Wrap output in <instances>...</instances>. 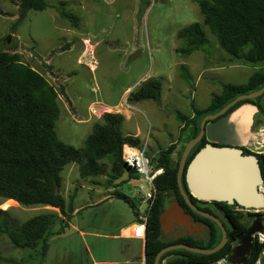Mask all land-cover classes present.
Returning <instances> with one entry per match:
<instances>
[{
    "label": "rangeland",
    "instance_id": "rangeland-1",
    "mask_svg": "<svg viewBox=\"0 0 264 264\" xmlns=\"http://www.w3.org/2000/svg\"><path fill=\"white\" fill-rule=\"evenodd\" d=\"M46 1L49 7L28 11L22 23L13 29L17 4L0 0V41L10 35L2 49L15 50L23 63L38 71L55 88L60 114L54 130L59 140L75 148L83 147L93 124L100 122L103 113H121L125 118L121 132L123 135L138 132L142 139L140 147H145L151 159L153 153L178 143V113L189 117L192 106L206 108L210 103L209 93L222 90L219 83L242 85L248 80L250 69L203 70L208 68L203 66V60L208 66L212 56L218 62L237 61L218 47L216 38L203 23L198 0ZM58 2H65L62 8L76 17V25L60 17L52 7ZM192 23H199L208 39L205 46L208 57L201 51L188 56L175 52L184 46L177 37L179 30ZM182 65L189 73L187 79L182 77ZM148 79L161 83L159 100L128 103L129 95ZM102 162L109 167L106 160ZM132 182L143 185L144 191L148 189L143 176H134L117 187H107L105 175L82 179L76 164L67 165L61 173L60 192L66 203L69 195L74 194L73 207H86L72 220L60 219L59 211L48 206H20L11 200L2 202L0 197V210L7 211L17 224L43 213L58 215L47 239L50 248L45 256L40 254L41 245L36 249H17L0 234V264H90L87 245L95 249L96 257L118 260L116 264H124L135 256L127 264H144L143 258L140 260L144 242L140 253L135 250L121 254L123 247L118 241L103 236L81 237L72 226L112 235L135 224L131 207L123 200L91 205L101 194L113 189L137 208L142 194L136 195L138 188ZM127 235L125 231L123 236ZM128 243L138 245L137 240Z\"/></svg>",
    "mask_w": 264,
    "mask_h": 264
},
{
    "label": "trees",
    "instance_id": "trees-1",
    "mask_svg": "<svg viewBox=\"0 0 264 264\" xmlns=\"http://www.w3.org/2000/svg\"><path fill=\"white\" fill-rule=\"evenodd\" d=\"M12 1L17 4V18L13 29L22 23L28 11H42L50 6L46 0ZM197 2L203 23L216 38L218 47L234 60L248 66H257L259 69L242 85L224 84L219 94L211 96L206 108L196 109L192 106V114L189 117L178 113L177 118L180 121L178 143L170 144L150 159L154 168L162 169V174L154 180L156 197L147 221L144 264H153L156 254L172 244L165 241L162 236L159 216L165 208L166 199L173 198L184 203L176 182L183 145L198 134L199 123L205 115L216 113L235 97L256 91L264 85V0ZM63 5L65 2H58L52 7L60 17L76 25V17L66 13ZM10 37L7 35L0 41V197L3 200L14 201L20 206L52 207L59 211L62 216L60 219H70L74 211V194L69 195V201L66 203L60 192L61 173L64 168L74 163L82 179L105 175L107 187H117L124 182L115 185L114 180L128 168L122 159V147L125 144L139 147L140 140L122 134L123 116L120 113L107 112L102 114L100 122L93 124L82 148H75L59 140L54 130V124L60 114L58 93L38 71L23 63L15 50L2 49L7 46L6 42H9ZM177 37L184 42L183 47L175 50L177 54L188 56L201 51L209 56L205 49L208 39L199 23L182 28ZM180 69L184 79L190 77L185 66L182 65ZM160 93L161 83L156 79H148L139 84L129 95L127 102L157 101ZM241 103L243 101L235 106ZM206 142L203 138L193 147L186 164ZM258 157L264 181V152ZM103 160L109 163V167L102 162ZM129 173L130 178L135 176L132 171ZM183 186L185 188L184 183ZM114 195L128 203L134 211L135 206L126 196L120 193ZM188 196L191 200L194 199ZM56 218L57 214L48 212L17 224L11 219L10 214L2 209L0 234L5 235L9 243L17 249H36L41 245L40 254L45 256L49 249L47 239ZM233 242L230 237L220 251L209 257L226 258L231 252ZM175 243L195 246V242L190 238ZM262 252L264 242L256 241L247 264H254ZM184 253L196 256L187 251ZM163 258L164 256L161 259Z\"/></svg>",
    "mask_w": 264,
    "mask_h": 264
},
{
    "label": "water",
    "instance_id": "water-1",
    "mask_svg": "<svg viewBox=\"0 0 264 264\" xmlns=\"http://www.w3.org/2000/svg\"><path fill=\"white\" fill-rule=\"evenodd\" d=\"M264 95V85L256 91L241 94L214 114L205 115L199 123L198 134L183 145L176 172V182L180 195L192 211L209 217L199 211L189 199L212 200L237 206L255 212L264 210V193L261 187L264 183L259 166V159L253 153H245L238 145H216L207 141L191 160L186 164L187 158L195 145H197L207 134V123L215 121L213 136L219 139H228L231 125L237 117V111L228 114V110L238 102L252 100ZM228 134V135H227ZM258 148V147H257ZM249 149V148H248ZM131 169L127 168L123 174L114 180L118 185L130 180ZM185 185V188L183 186ZM179 206L172 202L169 207L159 216L160 229L163 231L179 227V222L189 224L186 217L178 213ZM173 218V219H171ZM179 218V220H177ZM181 218V219H180ZM210 218V217H209ZM173 221H175L174 224ZM177 221V223H176ZM264 218H256L252 225L242 234L236 237V244L232 247L230 254L223 259L228 264H247L248 258L253 251L254 234H262ZM222 230L219 243L210 249L195 248L186 244H173L162 248L155 256L153 264H160L162 256L174 250H184L194 254L211 255L220 251L227 240L226 231L218 223ZM145 242V238H144ZM144 252V250H143ZM167 264H215L190 262L186 258H178L168 261Z\"/></svg>",
    "mask_w": 264,
    "mask_h": 264
},
{
    "label": "flooded vegetation",
    "instance_id": "flooded-vegetation-1",
    "mask_svg": "<svg viewBox=\"0 0 264 264\" xmlns=\"http://www.w3.org/2000/svg\"><path fill=\"white\" fill-rule=\"evenodd\" d=\"M204 138L206 139V141H208L206 137ZM212 143L219 146L229 145L228 143L221 141H212ZM242 149L244 150L245 153L246 152L253 153L257 157L260 154V152L255 153L253 152L254 150H249L245 147H242ZM189 199L192 202V204L196 207V209L207 214L210 218L192 211L191 208L185 203L184 199H183L184 203H180L179 201L173 198L166 199L165 208L163 211H165L172 202H176L180 210L178 215L179 214L183 215V217H186L187 220L190 222L189 224H187L181 220L179 222L180 224L179 227L168 229L167 226L163 231L161 230L164 240L172 243L171 245L176 244L175 242L181 241L183 239L190 238L192 241L195 242L194 244L195 246L192 247L203 248V249L213 248L219 243L222 235L221 227L218 224L219 222L226 231V235H227L226 243L231 237L234 240L233 242L234 245V243L236 244V237L244 233L252 225V222L256 218L258 219L264 218V210L258 211L255 214L254 211L245 210L237 206L236 204L228 205L226 203L212 201V200H198L195 198L192 200L191 198ZM177 220H179V218ZM174 223L175 221H173L172 224ZM258 236L259 233L254 234L253 247L256 241H258ZM195 255L196 256H191L187 253H184V250L170 251L164 255V258L161 259L160 264H167L168 261L178 258H186L190 262L228 264L223 259H216L213 257H209L212 254L211 255L195 254Z\"/></svg>",
    "mask_w": 264,
    "mask_h": 264
},
{
    "label": "crops",
    "instance_id": "crops-1",
    "mask_svg": "<svg viewBox=\"0 0 264 264\" xmlns=\"http://www.w3.org/2000/svg\"><path fill=\"white\" fill-rule=\"evenodd\" d=\"M213 60H211L210 64L208 66H206V60H203V66L208 67V68H203V70H217V71H223L225 69H250V74L248 75L247 79H249V77L259 69V67L257 66H246L243 64H239L240 62H233L230 59H225L221 62H218L216 59H218L216 56H212ZM216 58V59H215ZM210 61V59H209ZM218 63H221L220 65H218ZM245 67V68H244ZM248 67V68H247ZM202 73V76L203 77ZM237 77V74L234 75ZM221 84V86H223L226 83H219ZM221 92V91H220ZM220 92H211L209 93V101L211 99L212 95L215 94H219ZM245 101V100H244ZM235 106V108L228 112V114L232 113L233 111H237V117L234 120L233 124L231 125V130H229V135H228V139H219L213 136V131H214V127L216 125L215 121L209 122L207 123V139L211 140V141H221V142H226L229 145L233 144V145H238L240 147H245V148H249V150H261L259 152H264L262 149H260L259 146H261L260 144H258V141L261 142L263 136H264V95L257 97L255 99L252 100H246L247 102H244ZM107 111H109V108H106ZM107 113H111V112H107ZM121 114V113H120ZM122 115V114H121ZM123 116V115H122ZM191 116V115H190ZM101 118V117H100ZM99 118V120H100ZM124 116H123V121H124ZM123 123V122H122ZM123 134V133H122ZM124 136H133L136 137L140 140V146H141V140L139 138V133L135 132V133H126ZM206 137V136H205ZM139 146V147H140ZM258 147V148H257ZM159 152V151H158ZM157 154L153 153V156L155 157ZM131 179V178H130ZM107 190V189H106ZM99 193V192H98ZM118 193L116 190L111 191V189H108L107 192L105 194H101L102 196L95 200L93 204H91L92 206H98L104 202H108V201H112V200H120L115 197L114 194ZM100 194V193H99ZM7 201V200H3L2 202ZM1 202V203H2ZM15 203V202H14ZM129 206V204H127ZM90 206V205H89ZM52 208V207H51ZM74 211L71 213V219L74 218V216L80 214L85 208H81L79 209L78 207H73ZM132 210V208H131ZM132 218H134V211H132ZM69 220V221H70ZM74 227L75 231H78L79 235L81 237H91V238H99L100 236L103 237H108L109 239L111 238L112 240L118 241L119 245L122 248V252L121 254H123L126 251H138L140 253V247H141V243L143 244L144 240H138V239H134L131 237V232H132V225L126 228H121L118 230V232L109 235L107 233H100L97 231H84L83 229H80L77 225H72ZM263 226H264V222H263ZM264 230V229H263ZM125 231H128V235L127 236H123V233ZM263 232V231H262ZM103 234V235H101ZM107 235V236H105ZM262 236H264L262 234ZM134 240H137L138 245L137 246H130L128 242H133ZM235 245V243H234ZM233 245V246H234ZM87 248V252L90 255V264H116L119 261H111L109 259H102L100 257H96L94 255V251L95 249H92L89 245L85 246ZM50 248V245H49ZM49 250V249H48ZM143 250H144V244H143ZM48 253V251H47ZM140 254H138L139 256ZM137 256L131 258L129 261H125L122 262L124 264L130 263L131 261L134 260V258H136ZM143 258L144 260V252H143V256L140 257V260ZM264 256L262 257L263 260ZM249 259V258H248Z\"/></svg>",
    "mask_w": 264,
    "mask_h": 264
},
{
    "label": "built area",
    "instance_id": "built-area-1",
    "mask_svg": "<svg viewBox=\"0 0 264 264\" xmlns=\"http://www.w3.org/2000/svg\"><path fill=\"white\" fill-rule=\"evenodd\" d=\"M258 144L261 145L259 146L260 149L264 151V136L261 142L258 141ZM122 159L126 167L130 168L135 176H143L147 182L148 189L146 191H144L143 185L137 186L135 182H132V186L138 188L136 195L142 194V197L138 207L134 208V219L136 220V223L132 225L131 237L138 240H144L149 212L156 197L154 180L162 174V169L154 168L150 158L146 155L145 147H132L128 144L123 145ZM261 191L264 193V183L261 187ZM258 242H264V236H262V234H259ZM263 256L264 252L259 255L254 264H263Z\"/></svg>",
    "mask_w": 264,
    "mask_h": 264
},
{
    "label": "bare ground",
    "instance_id": "bare-ground-1",
    "mask_svg": "<svg viewBox=\"0 0 264 264\" xmlns=\"http://www.w3.org/2000/svg\"><path fill=\"white\" fill-rule=\"evenodd\" d=\"M12 202H14V201H12Z\"/></svg>",
    "mask_w": 264,
    "mask_h": 264
}]
</instances>
